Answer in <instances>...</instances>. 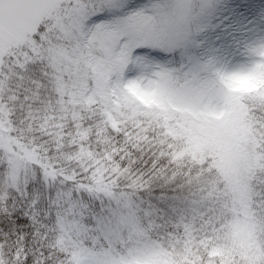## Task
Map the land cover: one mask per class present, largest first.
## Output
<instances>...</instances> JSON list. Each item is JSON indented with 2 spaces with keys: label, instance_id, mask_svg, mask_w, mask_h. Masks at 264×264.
I'll use <instances>...</instances> for the list:
<instances>
[{
  "label": "snow or ice",
  "instance_id": "6c2138e0",
  "mask_svg": "<svg viewBox=\"0 0 264 264\" xmlns=\"http://www.w3.org/2000/svg\"><path fill=\"white\" fill-rule=\"evenodd\" d=\"M212 6L0 0V264H203L194 241L226 223L230 183L180 163L181 126L259 72L193 53ZM249 51L264 65V40ZM241 103L264 117V93Z\"/></svg>",
  "mask_w": 264,
  "mask_h": 264
},
{
  "label": "rangeland",
  "instance_id": "374dc122",
  "mask_svg": "<svg viewBox=\"0 0 264 264\" xmlns=\"http://www.w3.org/2000/svg\"><path fill=\"white\" fill-rule=\"evenodd\" d=\"M218 0H211L212 7L203 18L205 29L209 27V16ZM261 14L250 11L247 15H237L235 25L240 27L238 47L229 50L225 45L223 36H219L205 49L202 55L200 48L193 49V53L203 59H211L217 67L229 69L255 64L259 72L253 75H244L226 79L223 88L230 94L231 102L228 107L207 114L193 115L191 119L181 126L189 139L194 144L198 153L210 154L213 163L222 173L226 183L237 185V172L246 159L245 155V105L241 103V93L244 97L256 93H264L263 73L264 65L250 53L249 49L264 40V0L258 4ZM198 42L201 44L200 40ZM254 60V61H253ZM223 79V78H222ZM132 94H135L134 92ZM144 101L143 97H138ZM249 235L238 231L235 239L231 240L232 246L238 244H252ZM147 264H171L167 256H157Z\"/></svg>",
  "mask_w": 264,
  "mask_h": 264
},
{
  "label": "trees",
  "instance_id": "16d2710c",
  "mask_svg": "<svg viewBox=\"0 0 264 264\" xmlns=\"http://www.w3.org/2000/svg\"><path fill=\"white\" fill-rule=\"evenodd\" d=\"M263 0H253L250 7L240 10L241 4H248L249 0H218L215 3L210 16L209 27L204 30L198 39L200 40V50L202 55H205L206 46L216 40L219 36H223L225 45L229 50L238 47L240 27L235 25L234 18L237 15H247L250 11L255 14H261L258 10V4ZM263 83L264 86V68ZM243 95V96H242ZM241 98L244 94L241 93ZM250 116L245 106V120ZM181 136L184 139L186 148L185 153L191 157L204 162V159L213 161L210 154L198 153L194 144L189 139L187 133L181 130ZM213 166L217 169L220 176L222 173L218 170L215 163ZM224 181V179H223ZM225 182V181H224ZM157 194L159 192L157 191ZM262 206L252 205L251 209L242 208L234 213L233 218L227 223L218 225L219 231L213 236L203 238V241L196 239L193 245V251L201 257L203 264H258L261 260L262 249H264V211ZM238 231L249 235L252 244H236L232 246L231 240L235 239Z\"/></svg>",
  "mask_w": 264,
  "mask_h": 264
},
{
  "label": "clouds",
  "instance_id": "9594fccd",
  "mask_svg": "<svg viewBox=\"0 0 264 264\" xmlns=\"http://www.w3.org/2000/svg\"><path fill=\"white\" fill-rule=\"evenodd\" d=\"M259 107V104L253 105ZM24 135H27L25 132ZM245 155L246 159L240 165L237 172V185L229 184V190L224 193L220 188V199L226 205L227 220L233 218L235 212L242 208L251 209L252 205H264V156L257 151L260 143H264V117L257 118L254 114L250 115L245 124ZM7 138V137H5ZM195 157L185 156L181 158L180 163L192 165ZM199 161L198 159H196ZM205 173V181H219L224 183L217 169L213 166V161L204 159V164L200 166ZM254 211V209H251ZM223 227V225H221Z\"/></svg>",
  "mask_w": 264,
  "mask_h": 264
}]
</instances>
